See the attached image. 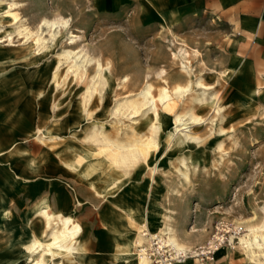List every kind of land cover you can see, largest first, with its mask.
<instances>
[{"label":"rangeland","instance_id":"1","mask_svg":"<svg viewBox=\"0 0 264 264\" xmlns=\"http://www.w3.org/2000/svg\"><path fill=\"white\" fill-rule=\"evenodd\" d=\"M14 1L21 3L16 12L32 30L36 14L70 19V30L81 37L75 49L84 47L110 73H105V89L96 83L90 102L85 92L95 64L84 80L69 75L56 89L51 78L66 35L37 56L31 42L17 36L7 2H0L5 40L0 44V264L30 236L47 239L39 214L44 206L80 227L76 246L82 256L64 264H126L128 257L117 253L136 242L145 226L152 235L170 228L191 256L214 234L229 237L236 231L235 249H219L212 264H257L240 238L264 223V68L250 69L244 77L246 70L226 67L225 46L233 45L232 37L218 22H197L184 30L182 0ZM180 44L188 47L190 77L181 69ZM66 70L63 65L60 73ZM148 74L153 95L162 87L172 95L168 110L158 108L159 147L144 162L114 165L103 158L109 150L99 153L109 145L88 138L95 126L112 144L129 146L150 136L151 114L131 118L129 109L116 110L125 97L138 101ZM199 78L219 97V116L211 103L194 102L201 91L194 86L181 98L172 94L176 86ZM190 108L204 121L191 126L198 141H172L173 117ZM145 216L157 220H149L148 227L147 220L141 224ZM184 264L197 263L189 258Z\"/></svg>","mask_w":264,"mask_h":264},{"label":"bare ground","instance_id":"2","mask_svg":"<svg viewBox=\"0 0 264 264\" xmlns=\"http://www.w3.org/2000/svg\"><path fill=\"white\" fill-rule=\"evenodd\" d=\"M21 7V3L11 0L7 1L5 10L7 11L6 13L13 18L15 24L17 25V36H19V38H24V42L26 43L30 41L31 45L33 46V51L37 56L48 50L51 45L57 43L62 35H66L64 39V46L66 44V48L62 49L61 52L56 54L57 65L55 66L51 78V81L56 89L59 88L61 83H64L67 80L69 75H73L75 78L79 77L81 81L84 80L88 74V69L93 64L96 65V74L91 76V85L89 84L87 86L85 92L86 99L88 102H90L96 90V83L101 85L102 88L105 86V73L108 71V68H105L99 61H97L98 59H91L84 47L75 49V46L77 42L80 41L81 37L74 34L70 30L72 23L70 19H65L62 16H56L52 20L42 17L36 24L35 29L32 30L25 25L26 19L20 18L16 12L17 9ZM1 31L2 28L0 29V33ZM7 37V41L11 43L12 37L10 35ZM4 41L5 40L0 38V43ZM180 46L181 48L179 49L178 53L181 59V69L188 77H190L192 74V69H190L189 62L186 60V51H188V48L185 44H180ZM176 57V54H173V58L175 59ZM63 65L67 66V70L65 71L64 75L60 73L61 67ZM108 72L110 73V71ZM162 73L163 71H161L159 75ZM149 78L150 75L148 74L142 88L136 94L138 101L134 102L131 99L129 100V96L125 97L126 100L122 103H119L116 107V110L119 111L122 108L129 109L131 111V118L137 117L138 114H140V116H147L148 114H151L152 118L149 125L150 136H148L146 139L141 138V140L136 141L133 145L123 146L120 142L118 144H112L110 140L106 138L105 134H103L102 128L95 126L88 138L89 140L93 139L95 142H101L109 145V147L101 149L99 153L102 154L108 152L109 150L107 155H104L103 158L109 157L114 165H120L132 159H141L144 162L150 152H154L159 147L157 137L161 133V126L158 123V108L161 106V108H167L168 110L169 103L172 100V95H170V91L167 87H162L159 90L158 95H153V86L149 82ZM201 80L202 79L200 78L196 79L195 81L190 79L185 86H176L173 89L172 94L181 98L191 91L194 86L195 88L201 90L199 95L193 98L194 102L199 104L206 102L211 103L214 114L219 116L223 111V107L218 103L219 97H216V93H210L209 90L212 87L210 88L209 86H205ZM122 82L127 83V78H124ZM98 88L99 87L97 86V89ZM103 89H105V87ZM86 99L84 98V100ZM203 123L204 121L202 118L193 114L192 108L184 113L176 114L173 117V127L170 131L169 139L172 141H178L181 144L196 143L198 139L191 134V126L202 125ZM219 133L223 134L224 131L220 129ZM99 136L102 137L101 140L97 139ZM109 153L110 155H108ZM83 161L84 159L80 157L78 163L81 164ZM183 176L186 178V173H183ZM262 210L264 211V208H262ZM40 215L44 218L46 223L47 239L44 240L35 238L22 246V264H64V261L70 262L72 259H79L82 254L78 246H76V238L81 230L73 218L70 216H64L62 213L55 214L48 206L41 208ZM248 232L249 234L240 238V243L249 259L256 262L257 264H264V259L263 261L259 260V257L264 258V223L260 227L249 228ZM161 235L164 237L168 236V243L172 244L177 251L184 254L187 253L184 248L176 242L174 236L171 235L170 228H168L165 232H161ZM140 242L141 238L140 235H138L136 242H129L126 245L127 250L121 253L122 256L128 257L125 259L126 264H146L145 260L137 258L133 253V247L135 246L134 244ZM194 256L195 255L191 257Z\"/></svg>","mask_w":264,"mask_h":264},{"label":"crops","instance_id":"3","mask_svg":"<svg viewBox=\"0 0 264 264\" xmlns=\"http://www.w3.org/2000/svg\"><path fill=\"white\" fill-rule=\"evenodd\" d=\"M2 1L3 0H0V2ZM7 1L5 0V2ZM178 4H180V10H182V17L180 18L183 22L184 30L192 29L193 25L197 22H206L210 23V25L218 22L227 30L234 43L229 49L225 46L224 63L226 67L231 66L246 70L244 77L250 76V69L264 68V0H182V2ZM170 12L171 10H168V13ZM173 14L175 15V4L173 5ZM43 16L45 15H35L34 27ZM190 50L193 54L198 53V51L194 49ZM236 83L250 84V80H238ZM42 205L36 209V213ZM144 219V222L141 224H146L145 221L147 220L148 227H151L150 222L152 220H157L150 218L146 219V216ZM33 237L34 236H30L26 241L21 242L16 255L1 264H22V246L36 238ZM122 252L123 251L117 253V255L120 254L123 259L125 256H122ZM217 258L216 261H219L220 259Z\"/></svg>","mask_w":264,"mask_h":264},{"label":"built area","instance_id":"4","mask_svg":"<svg viewBox=\"0 0 264 264\" xmlns=\"http://www.w3.org/2000/svg\"><path fill=\"white\" fill-rule=\"evenodd\" d=\"M234 233V232H233ZM238 233V232H237ZM234 235L227 237L225 234H214L206 244L194 251V257L188 252L186 254L177 251L172 244L168 243L167 237L152 235L147 227L140 230V243H135L134 255L146 261V264H183L189 258H194L197 264H212L214 254L223 247L235 249L238 237Z\"/></svg>","mask_w":264,"mask_h":264}]
</instances>
